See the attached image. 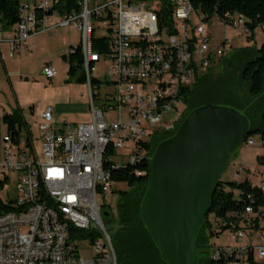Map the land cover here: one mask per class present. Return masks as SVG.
Segmentation results:
<instances>
[{
    "label": "built area",
    "instance_id": "1",
    "mask_svg": "<svg viewBox=\"0 0 264 264\" xmlns=\"http://www.w3.org/2000/svg\"><path fill=\"white\" fill-rule=\"evenodd\" d=\"M56 3L39 0L34 10L19 9L18 21L0 29L6 48L0 59L14 57L34 35L72 27L78 41L68 55L77 50L80 56L88 120L56 123L45 108L37 123L39 157L32 138L28 148L0 135V264H116L101 216L119 184L111 174L147 159L151 136L174 130L175 121L160 124L162 114L175 111L185 91L225 53V40L212 44L206 23L213 19L245 38L249 33L242 17H207L190 0H75V9L62 14L53 10ZM257 29L264 35V26ZM94 40L101 53L92 49ZM54 74L52 66L41 67L44 79ZM244 143L254 145L249 138ZM257 145L264 161L259 138ZM257 185L264 193V179ZM218 225L236 246L212 247L207 255L213 263L246 264L253 254L264 262V205L244 206ZM256 231L262 243L251 246ZM82 246L89 257L76 255Z\"/></svg>",
    "mask_w": 264,
    "mask_h": 264
},
{
    "label": "rangeland",
    "instance_id": "2",
    "mask_svg": "<svg viewBox=\"0 0 264 264\" xmlns=\"http://www.w3.org/2000/svg\"><path fill=\"white\" fill-rule=\"evenodd\" d=\"M22 4L27 3L31 5L34 1L19 0ZM36 0L35 3H37ZM50 3L51 0H45ZM91 1V0H89ZM206 30L210 35L212 44H218L220 41L225 40V53L220 57L223 59L232 51L244 50L247 48H258L264 42V35L260 29L254 31V38L252 41L247 40L245 37L229 26H222L221 24L210 19L206 23ZM44 39L36 45L35 49L29 51L25 47L21 48L12 58L0 59V117L3 113L10 112L13 108L17 107L21 111V115L28 125L33 141V148L35 154L40 156V146L37 141V123L39 114L47 107L52 109L53 118L57 123L65 122L66 124H76L88 120L85 112L87 107L80 109V106L86 104V87L82 83H77L74 77H69L66 74L68 65L66 61L62 60L64 52H66V44L76 45L78 41V33L71 28L56 29L53 32L42 34ZM27 44V43H26ZM0 51L3 56H6V48L0 45ZM26 55V56H25ZM211 66L210 80L206 83L205 93L194 94L191 106L212 104L217 106L228 107L238 111L248 119L249 127L251 130L260 129L261 114L264 111V75L262 80V89L255 95L251 96L242 84L232 67L225 66V75L222 80L223 88L236 87V92L233 98L229 99L227 94L221 96L214 95L212 91L215 90L217 84V75L220 72L219 60ZM48 64L55 70L54 76L50 80L44 79L41 75V67ZM96 74L101 77L104 74V67L102 64L97 66ZM198 79V78H197ZM195 82L190 86L194 88ZM240 84V85H239ZM239 85V87H238ZM231 89V87L229 88ZM228 89V90H229ZM220 90V89H219ZM198 91V90H197ZM208 93V94H207ZM210 94V95H209ZM214 95V96H212ZM199 105V106H200ZM184 102L178 103L176 110L163 113L160 124H170L178 119L181 112L185 107ZM59 108L57 113L55 108ZM4 134V128L0 124V135ZM252 140L254 145H246L244 142L238 144L232 154L229 155L226 165L219 176V179L225 182L235 181L239 182L243 179H248L251 185H257L260 179H264V164L260 159L261 149L257 145L258 134L252 133L248 137ZM20 139L23 143L22 132ZM241 168L236 177H232V173L236 168ZM10 181L15 183V175L10 176ZM126 189L121 184H115L113 191H120ZM107 196L104 203L111 208L110 215L103 218L104 229L111 238V246L114 248L113 238L118 232V223L116 219V212L114 203L116 201L115 195ZM211 223L210 230L217 234L210 238L208 242L207 253L210 252L212 247L216 246H236V241L232 233L225 229L220 232L218 229L219 220L215 222L212 215H207ZM249 243L251 246L262 243V237L258 231L253 232L249 236ZM114 250V249H113ZM76 255L80 257H89L90 249L84 246L80 250H76ZM210 259H207V263ZM118 264H123L120 260ZM217 264V263H216ZM252 264H264L258 261L253 254Z\"/></svg>",
    "mask_w": 264,
    "mask_h": 264
},
{
    "label": "trees",
    "instance_id": "3",
    "mask_svg": "<svg viewBox=\"0 0 264 264\" xmlns=\"http://www.w3.org/2000/svg\"><path fill=\"white\" fill-rule=\"evenodd\" d=\"M190 2L194 9L206 13L207 17L216 16L222 18L226 15L242 17L245 22V28L249 33L246 39L250 41L254 38L256 28L264 26V0H190ZM75 7V0H57L53 10L58 14H62L68 13ZM19 9L20 3L18 0H0L1 31H8L18 21ZM92 49L101 53L97 49L96 40L93 41ZM221 58L219 60L220 72L217 75V81H215L217 85L214 86L217 87L215 89L219 94H216V91L212 89L215 93L214 95L221 96L229 92L227 97L231 99L236 92V87L231 85L228 87V89L231 87L229 90L223 88L222 80L225 75V66L233 68L239 81L246 86L251 96H255L261 91L264 75V42L258 48L252 47L232 51L223 59ZM65 61L68 65L67 76L74 77L75 82L82 84L83 75L78 51L76 50L74 53L67 55ZM224 64L226 65L224 66ZM210 72L211 67L204 75L196 79L194 88L190 87L185 91L183 98L187 110L182 115V119L192 109L200 105L191 106L190 102H192L194 94L198 92L201 94L205 93L206 83L211 81ZM179 123L174 127L173 131L160 132L151 136L146 148L147 159L144 162L125 167L111 174L112 181L126 188L116 192L113 191L117 197L115 212L119 226L118 232L113 238L114 248H112L114 249L116 264L120 260L123 261V264H165L160 259L157 249L142 225L138 209L146 185L147 160L160 141L173 135ZM0 124L4 128V133L10 136L11 141L15 145L22 142L20 139L22 132L24 147L30 148L31 133L21 115V111L17 107L8 113H3L0 117ZM261 124L260 129L251 130L248 123L245 138H248L252 133H257L258 138L264 143V111L261 114ZM245 138L242 142H244ZM262 162L264 164L263 160ZM247 205L253 209L264 205V193L259 190L258 185H251L246 178L239 182H225L218 179L211 194L207 214L195 238V250L198 254L197 264H215L211 260L207 263V259L202 256L203 253H207L210 238L217 234L210 230L211 223L207 215L211 214L215 222H217L216 220L230 221ZM1 206L3 205L1 204ZM253 227L255 228V225ZM218 229L220 232L225 230L219 225ZM82 235L85 236L86 234L83 233Z\"/></svg>",
    "mask_w": 264,
    "mask_h": 264
},
{
    "label": "water",
    "instance_id": "4",
    "mask_svg": "<svg viewBox=\"0 0 264 264\" xmlns=\"http://www.w3.org/2000/svg\"><path fill=\"white\" fill-rule=\"evenodd\" d=\"M247 129L248 121L238 111L203 104L155 146L147 160L138 213L165 264H197L198 229L227 159ZM101 216L107 218L108 213ZM202 256L208 259L207 253Z\"/></svg>",
    "mask_w": 264,
    "mask_h": 264
},
{
    "label": "crops",
    "instance_id": "5",
    "mask_svg": "<svg viewBox=\"0 0 264 264\" xmlns=\"http://www.w3.org/2000/svg\"><path fill=\"white\" fill-rule=\"evenodd\" d=\"M19 1V0H18ZM31 1H34V3H32L31 5H28L27 3H21L20 1H19V3H20V9H26V10H29V11H31V10H34L35 9V6L37 5V3L39 2V0L37 1V3H35L36 2V0H31ZM57 13V12H56ZM56 13H55V15H56ZM62 28H71V29H73L72 27H62ZM56 29H61V28H52V29H49V30H47V31H45V32H42V33H39V34H37V35H34L33 37H31L30 39H28V41H27V44H26V47H25V49H28L29 51H32V50H34L35 49V47H36V45H38L41 41H42V39H44L43 38V36H41L42 34L44 35L45 33L47 34V33H50V32H53V31H55ZM74 30V29H73ZM70 46H72V45H68V44H66V52H64L65 54H64V56H65V58H66V56L68 55V49H69V47ZM26 56V55H25ZM45 65V64H44ZM84 107H86V104L85 105H83V106H80V109H83ZM56 109V111H57V113L59 112V108L57 107V108H55ZM82 112H85V114L84 115H86V117L88 116L87 115V109L84 111V110H82ZM52 117H53V114H52ZM53 120L56 122V120L53 118ZM57 123V122H56ZM246 264H252V262L250 261L249 263H246Z\"/></svg>",
    "mask_w": 264,
    "mask_h": 264
},
{
    "label": "flooded vegetation",
    "instance_id": "6",
    "mask_svg": "<svg viewBox=\"0 0 264 264\" xmlns=\"http://www.w3.org/2000/svg\"><path fill=\"white\" fill-rule=\"evenodd\" d=\"M186 110H187V107L185 106L184 109H183V111L181 112L180 116L178 117V119H177V120L175 121V123L173 124V128L179 123V121L182 120V115L186 112ZM169 132H170V131H169ZM154 134H157V133H154ZM115 197H116V195H115ZM116 198H117V197H116ZM115 202H116V201H115ZM111 208H112V207H108V210L105 211V212L108 213V217H109V215H110ZM114 208H115V203H114ZM102 212H104V211H102Z\"/></svg>",
    "mask_w": 264,
    "mask_h": 264
}]
</instances>
